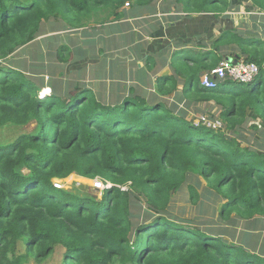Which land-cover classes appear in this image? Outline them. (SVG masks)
Returning a JSON list of instances; mask_svg holds the SVG:
<instances>
[{
  "label": "trees",
  "instance_id": "16d2710c",
  "mask_svg": "<svg viewBox=\"0 0 264 264\" xmlns=\"http://www.w3.org/2000/svg\"><path fill=\"white\" fill-rule=\"evenodd\" d=\"M237 1L264 14V0ZM158 3L163 13L215 20L236 7L231 0H0V62L33 42L50 19L81 29L99 12L116 19L126 4L141 11ZM211 44L202 53L181 51L192 65H181L188 82L176 99L213 102L223 131L194 127L176 107L134 89L115 104L102 103L83 85L40 98L22 71L0 63V130L33 125L0 144V264H49L57 250L58 264H264V245L251 251L168 215L171 197L192 174L223 201L219 222L232 228L242 222L250 231L262 220L264 228V152L229 136L248 118H260L264 127V29L262 38L231 29ZM226 48L235 61L256 65L257 78L204 89L200 76L223 61ZM64 51L69 53L61 46L56 59ZM156 92L176 93L177 82L160 77ZM70 175L111 188L100 200L78 189L54 188L55 180ZM188 191L196 204L197 190ZM140 204L142 215L136 213Z\"/></svg>",
  "mask_w": 264,
  "mask_h": 264
},
{
  "label": "crops",
  "instance_id": "0c3cea01",
  "mask_svg": "<svg viewBox=\"0 0 264 264\" xmlns=\"http://www.w3.org/2000/svg\"><path fill=\"white\" fill-rule=\"evenodd\" d=\"M239 3L231 0V4ZM159 5L151 11H138L134 7L129 11L123 7L119 11L120 20L110 23L105 31L96 28L85 31L78 29L82 32L80 40H72L71 47L62 45L75 51L77 67L83 74L88 73L105 82L107 89L114 92L112 102L100 100L102 103L115 104L129 89H134L146 99H162L166 105L171 106L172 102L174 107L179 108L184 102L178 103L176 98L188 82L183 76L181 65H192L184 62L181 51L202 53L210 50L211 42L231 29H237L247 38H262L264 15L255 11L249 16L234 7L237 12L232 10L215 20L208 14L185 18L184 13L173 10L163 13ZM239 25L243 27L239 28ZM69 32L75 33L74 30ZM230 54L226 48L223 60ZM231 59L235 60V56ZM80 63L84 64L79 66ZM163 76L174 78L177 82L176 93L167 97L157 94L156 80ZM186 119L190 121L188 116Z\"/></svg>",
  "mask_w": 264,
  "mask_h": 264
},
{
  "label": "rangeland",
  "instance_id": "374dc122",
  "mask_svg": "<svg viewBox=\"0 0 264 264\" xmlns=\"http://www.w3.org/2000/svg\"><path fill=\"white\" fill-rule=\"evenodd\" d=\"M129 2L132 4V1ZM243 4L240 6L236 5L238 12L241 10L243 14L249 16L254 14L253 10L247 11V8H245L247 5L249 8L250 3ZM131 7L132 5L124 8L131 11ZM234 12L237 11L234 10ZM118 16L115 19L111 15L106 17L104 13L99 12L92 15L90 20L87 21L86 26L81 29L85 31L88 28H96L105 31L110 23L120 20V13H118ZM242 27L243 25H239V28ZM70 30H74L75 33L71 34L69 32ZM77 30L70 28L62 20L50 19L49 21H45L41 24L38 37L33 42L18 49L9 55L4 62L0 63L22 71L30 81L38 86L40 89V98L49 97L53 92L60 94L67 93L74 87L83 85L95 91L98 94V100L112 102L111 100L114 99L115 95L113 94L114 92L107 89L106 83L94 78V76L88 73L83 74L80 71V67H77L75 51L73 49L70 50L68 47L73 46L72 40H80V34L82 32ZM63 44L68 45L66 46L69 49V53L65 54L64 51L60 60H58L56 59V52ZM234 56L230 54L225 59H231ZM82 64L84 63H80L79 66ZM241 86L245 87L247 85ZM181 102L184 103L179 108L175 104L177 110L183 112L185 117L188 116V119L190 118L191 121L200 118L213 121L220 115L218 108L213 102L198 103L179 101V103ZM170 104L173 106L172 102ZM190 104L192 106L191 110H189ZM260 123V118H248L242 125H237L235 133H230L229 136L236 138L243 146L264 152V127H261ZM250 126H255V128H251ZM32 128L33 125L29 127H9L2 129L0 130V144L10 143L20 134L30 132ZM188 186L195 187L199 194V200L196 204L190 202ZM73 189H78L84 194L95 196L98 200L101 198L102 191L98 189L94 190V181L89 179L70 175L64 180V184L60 190ZM222 203L223 201L207 186L204 179L189 174L185 184L171 197L168 215L173 216L181 224L198 228L205 233L221 235L222 239L228 242L238 243L251 251L258 252L264 245L262 220H259L250 231L247 230L249 225L247 226L242 222L237 223L232 228L227 223H222L218 220V211ZM138 207L136 213L142 215L145 207L143 204H140ZM142 220L139 219L137 221L141 222ZM235 221L233 220V223ZM61 255L62 250H57L53 259H50L49 264H58ZM30 264L33 263L31 262Z\"/></svg>",
  "mask_w": 264,
  "mask_h": 264
},
{
  "label": "built area",
  "instance_id": "2783aa9c",
  "mask_svg": "<svg viewBox=\"0 0 264 264\" xmlns=\"http://www.w3.org/2000/svg\"><path fill=\"white\" fill-rule=\"evenodd\" d=\"M128 7V4L125 5ZM259 74V69L256 65L247 63L244 60L235 61L232 59H225L219 63V65L213 70L207 72L200 78V85L206 90H214L220 83L225 80L240 84H249L254 82ZM194 127L204 126L212 131H223L224 127L220 120H206L200 118L193 120ZM94 188L97 190L105 191L111 188V184H104L99 179H94ZM64 181L55 180L53 186L56 189H61ZM124 190V189H123Z\"/></svg>",
  "mask_w": 264,
  "mask_h": 264
},
{
  "label": "clouds",
  "instance_id": "9594fccd",
  "mask_svg": "<svg viewBox=\"0 0 264 264\" xmlns=\"http://www.w3.org/2000/svg\"><path fill=\"white\" fill-rule=\"evenodd\" d=\"M191 121V120H190Z\"/></svg>",
  "mask_w": 264,
  "mask_h": 264
}]
</instances>
